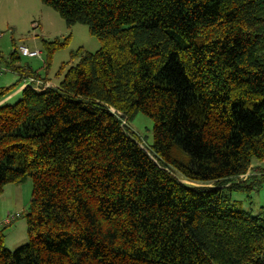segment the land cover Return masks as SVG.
<instances>
[{
  "label": "trees",
  "instance_id": "1",
  "mask_svg": "<svg viewBox=\"0 0 264 264\" xmlns=\"http://www.w3.org/2000/svg\"><path fill=\"white\" fill-rule=\"evenodd\" d=\"M40 1L99 48L0 104V192L31 181L28 240L8 249L5 223L0 264H264V215L233 207L264 178H241L264 159V0Z\"/></svg>",
  "mask_w": 264,
  "mask_h": 264
},
{
  "label": "rangeland",
  "instance_id": "2",
  "mask_svg": "<svg viewBox=\"0 0 264 264\" xmlns=\"http://www.w3.org/2000/svg\"><path fill=\"white\" fill-rule=\"evenodd\" d=\"M64 41L65 44L48 52L43 48V41ZM20 45L29 50H38L40 54L35 57L23 56L19 51L17 64L28 65L32 71L57 85L67 66L77 62L79 52L85 50L94 52L99 48V40L89 32L84 24L67 26L59 14L40 0H0V88L13 86L18 81L17 87L9 98L13 103L18 92L23 87L22 78L8 65L11 52ZM11 92V93H12ZM137 136L142 148H150L153 138V120L143 114L136 116L127 123ZM172 155L180 161L187 163L188 155L174 145ZM174 176L186 184H195L182 178L173 171ZM260 193V194H259ZM31 195V181L28 179L20 184H6L0 192V228L7 212L16 216L9 225L4 226L3 238L5 246L13 250L28 240L24 214L28 209ZM236 199L233 205L236 209H251L253 214H263L259 206L264 204V190L246 194H233Z\"/></svg>",
  "mask_w": 264,
  "mask_h": 264
},
{
  "label": "built area",
  "instance_id": "3",
  "mask_svg": "<svg viewBox=\"0 0 264 264\" xmlns=\"http://www.w3.org/2000/svg\"><path fill=\"white\" fill-rule=\"evenodd\" d=\"M17 50L23 55V56H29V57H35L40 54V51L38 50H29L27 47L20 45ZM22 81L24 83L23 87L30 86L36 90L44 89L47 86H50V82L47 80H42L40 78H34V77H25L22 78ZM22 87V88H23ZM16 215L15 214H8L7 217L4 218L3 223H9L11 220L14 219Z\"/></svg>",
  "mask_w": 264,
  "mask_h": 264
},
{
  "label": "crops",
  "instance_id": "4",
  "mask_svg": "<svg viewBox=\"0 0 264 264\" xmlns=\"http://www.w3.org/2000/svg\"><path fill=\"white\" fill-rule=\"evenodd\" d=\"M16 91H14V92H16ZM14 92L10 93L8 96H6L4 98H1L0 104L5 102V101H8ZM262 174H264V159L254 160L251 162L247 172L244 175H242L241 178L246 179L247 177L255 176L256 178H253V179L260 180L262 178V176H261ZM261 188L264 190V178L262 181H260V186L258 187V189H261ZM253 192H255V191H253ZM263 206H264V204L260 205L259 207H263ZM8 214H10V213L7 212L6 215H8Z\"/></svg>",
  "mask_w": 264,
  "mask_h": 264
}]
</instances>
